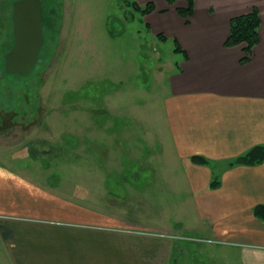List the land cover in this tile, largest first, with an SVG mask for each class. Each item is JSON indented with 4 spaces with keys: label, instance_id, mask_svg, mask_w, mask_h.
<instances>
[{
    "label": "rangeland",
    "instance_id": "rangeland-1",
    "mask_svg": "<svg viewBox=\"0 0 264 264\" xmlns=\"http://www.w3.org/2000/svg\"><path fill=\"white\" fill-rule=\"evenodd\" d=\"M13 1L0 0V160L18 163L59 193L127 217L138 225L136 234L172 245L178 264H219L218 242L176 225H203L205 210L164 122L169 78L187 55L175 51L177 37L157 30L162 21L155 15L180 0L159 9L160 0H135L153 3L145 15L131 13L126 0H41L43 44L27 74L4 68L14 41ZM193 13L194 2L184 19ZM154 178L157 185L149 182ZM157 220L176 223L160 231Z\"/></svg>",
    "mask_w": 264,
    "mask_h": 264
},
{
    "label": "crops",
    "instance_id": "crops-1",
    "mask_svg": "<svg viewBox=\"0 0 264 264\" xmlns=\"http://www.w3.org/2000/svg\"><path fill=\"white\" fill-rule=\"evenodd\" d=\"M178 3L155 15L162 21L157 30L177 37L187 55L181 54V70L169 78L164 122L168 144L203 194L205 210L203 225H176L218 242L219 264H264V220L253 212L264 204V159L253 165L233 162L264 145V0H194L188 19L175 10L185 7V0ZM255 7L259 42L242 62L244 43L225 45L230 18ZM192 155L204 156L207 164L192 162ZM211 162L220 174L211 171ZM18 166L0 160L2 264H178L172 245L136 234L138 225L127 217L59 193ZM214 175L220 181L212 188ZM158 179L149 182L157 185ZM175 223L158 222L155 228L166 231Z\"/></svg>",
    "mask_w": 264,
    "mask_h": 264
},
{
    "label": "trees",
    "instance_id": "trees-1",
    "mask_svg": "<svg viewBox=\"0 0 264 264\" xmlns=\"http://www.w3.org/2000/svg\"><path fill=\"white\" fill-rule=\"evenodd\" d=\"M169 3H173L175 0H167ZM188 5L185 8H178L177 11L182 16H188L193 11L194 0H187ZM127 6L132 7L131 13L139 12L145 15L151 12L154 8L153 3L150 1L144 7H141L135 0H126ZM260 25V17L257 8H252L247 13L236 15L230 18V32L225 41L226 46L237 45L244 43V51L246 55L241 59L243 62L250 58L252 47L259 42L258 28ZM158 36L164 35L158 33ZM175 41V51H183L184 49L179 45L178 41ZM191 161L196 164H207V159L202 155H192ZM264 159V145H255L247 150L245 153L237 156L233 162L240 164L253 165L261 162ZM219 184V180L213 177L210 183V187H216ZM254 215L259 219L264 220V204H258L253 209Z\"/></svg>",
    "mask_w": 264,
    "mask_h": 264
},
{
    "label": "water",
    "instance_id": "water-1",
    "mask_svg": "<svg viewBox=\"0 0 264 264\" xmlns=\"http://www.w3.org/2000/svg\"><path fill=\"white\" fill-rule=\"evenodd\" d=\"M12 21L14 43L4 55V68L11 74H27L43 44L40 0H15Z\"/></svg>",
    "mask_w": 264,
    "mask_h": 264
},
{
    "label": "flooded vegetation",
    "instance_id": "flooded-vegetation-1",
    "mask_svg": "<svg viewBox=\"0 0 264 264\" xmlns=\"http://www.w3.org/2000/svg\"><path fill=\"white\" fill-rule=\"evenodd\" d=\"M15 1V0H14ZM13 1V2H14ZM41 2V0H40ZM12 9H13V3H12ZM11 21H12V11H11ZM41 22H42V4H41ZM42 35L44 36V32H43V22H42ZM12 36H13V21H12ZM13 40H14V36H13ZM14 43V41H13ZM13 45V44H12ZM11 45V46H12ZM41 49V48H40ZM40 52V51H39ZM39 54V53H38Z\"/></svg>",
    "mask_w": 264,
    "mask_h": 264
},
{
    "label": "built area",
    "instance_id": "built-area-1",
    "mask_svg": "<svg viewBox=\"0 0 264 264\" xmlns=\"http://www.w3.org/2000/svg\"><path fill=\"white\" fill-rule=\"evenodd\" d=\"M165 236H167V235H165ZM172 238H177V239H182V238H184L183 236H181V235H172L171 236ZM186 238H188V239H191L190 237H186ZM193 240V239H192Z\"/></svg>",
    "mask_w": 264,
    "mask_h": 264
}]
</instances>
